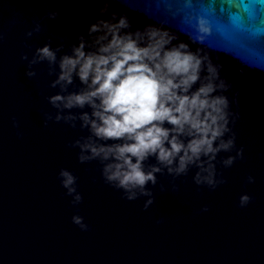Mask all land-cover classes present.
<instances>
[{
	"label": "water",
	"instance_id": "95a60500",
	"mask_svg": "<svg viewBox=\"0 0 264 264\" xmlns=\"http://www.w3.org/2000/svg\"><path fill=\"white\" fill-rule=\"evenodd\" d=\"M104 3L103 18L115 12L127 17L129 31L167 30L173 44L183 42L217 66L242 154L227 168L217 164L225 182L215 189L196 185L194 168L176 177L175 191L171 177L158 173L144 209L147 197L123 198L104 183L96 160L78 162V148L68 144L87 135L79 121L76 128L44 124L43 113L56 111L46 99L59 91L49 87L55 73L42 61L27 77L21 53L31 59L45 43L69 51ZM36 22L40 30L25 36ZM0 32V264H264V0H0ZM230 154L235 149L217 159ZM60 168L78 178V205L60 185ZM243 193L252 199L241 207Z\"/></svg>",
	"mask_w": 264,
	"mask_h": 264
},
{
	"label": "clouds",
	"instance_id": "9594fccd",
	"mask_svg": "<svg viewBox=\"0 0 264 264\" xmlns=\"http://www.w3.org/2000/svg\"><path fill=\"white\" fill-rule=\"evenodd\" d=\"M107 10L104 3L101 16L88 25L86 34L77 36L67 52H60L62 43L55 48L45 43L31 59L21 53V59L27 60V77L36 75L32 65L42 61L47 62L48 75L55 73L49 87L59 91L46 99L56 111L43 113L44 124L64 121L76 128L79 121L78 127L86 129L87 135L68 144L78 148V162L96 160L104 183L121 190L123 198L147 197L144 209L153 203L148 185H157L158 173L171 177L175 191L176 177L194 168L193 182L215 189L225 182L217 164L227 168L242 154V147L235 148V133L229 127L232 113L223 94L227 85L219 79L217 66L199 50H190L183 42L173 44L175 37L167 30L145 26L129 31L126 16L113 12L105 19ZM17 15L13 14L10 24ZM49 15L55 18L58 13ZM200 27L208 30L203 20ZM39 30L36 22L25 36ZM3 36L0 32V40ZM233 149L235 155L217 159L218 153ZM57 178L65 195L72 197L70 204L78 205L82 196L77 176L60 168ZM253 179L251 175L246 178L249 183ZM159 188L164 191L165 186ZM250 199L247 193L241 194L239 206ZM201 210L206 211L207 205ZM71 220L81 230L89 227L79 214Z\"/></svg>",
	"mask_w": 264,
	"mask_h": 264
}]
</instances>
